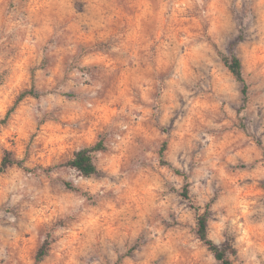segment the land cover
Segmentation results:
<instances>
[{"label":"clouds","instance_id":"obj_1","mask_svg":"<svg viewBox=\"0 0 264 264\" xmlns=\"http://www.w3.org/2000/svg\"><path fill=\"white\" fill-rule=\"evenodd\" d=\"M0 264H264V0H0Z\"/></svg>","mask_w":264,"mask_h":264}]
</instances>
